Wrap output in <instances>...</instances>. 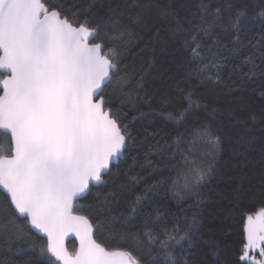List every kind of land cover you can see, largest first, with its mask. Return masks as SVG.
I'll return each instance as SVG.
<instances>
[{
	"label": "snow or ice",
	"instance_id": "1",
	"mask_svg": "<svg viewBox=\"0 0 264 264\" xmlns=\"http://www.w3.org/2000/svg\"><path fill=\"white\" fill-rule=\"evenodd\" d=\"M222 7L201 0L188 26L178 24L173 33L183 41L190 62H199L196 73L210 71L214 56L203 38L216 28L238 31L247 21L240 7L225 20ZM258 15L264 17V11ZM128 35L88 12L74 11L66 0H0V132L7 137L0 142V190L7 197L0 205V245L11 250L17 240L26 241L47 264H188L184 245H193L195 217L191 223H161L160 210H148L156 193L153 185L140 192L121 185L118 193L108 189L104 178L120 176L121 170L112 172L111 166L128 148L127 125L118 122L119 110L113 111L105 94L114 79L128 89L126 78L118 75L120 48L127 50L131 43ZM205 48L211 55L203 54ZM256 59L264 65V50L247 58L253 70ZM141 86L125 94H138ZM185 99L189 107L178 113L181 117L196 104L191 92ZM209 142L218 144V138ZM210 171L197 169L196 183ZM171 183L175 188L177 181ZM97 187L106 191L93 192ZM87 196L93 203L81 205L79 200ZM85 211L96 213L95 224L81 214ZM113 220L138 221L139 231L123 238L145 250L143 257L109 250L97 241L94 230L104 232ZM29 225L39 239L24 233ZM69 234L79 239L73 253L65 247ZM240 251L244 264H264V208L255 217L246 216Z\"/></svg>",
	"mask_w": 264,
	"mask_h": 264
},
{
	"label": "trees",
	"instance_id": "2",
	"mask_svg": "<svg viewBox=\"0 0 264 264\" xmlns=\"http://www.w3.org/2000/svg\"><path fill=\"white\" fill-rule=\"evenodd\" d=\"M230 2L234 4L231 9L227 6ZM200 3L66 0L74 11L88 12L101 24L110 22L130 33L126 36L131 41L128 49L120 48L118 75L126 78L128 89L142 85L132 96L126 95L128 89L118 86L115 79L105 89L106 97L112 100L110 107L119 110L118 122L127 125L128 135L126 152L111 167L112 172L119 168L120 176L104 177L109 180L108 189L119 193L121 185H130L140 192L153 185L156 193L148 210L158 208L163 214L161 223L177 219L191 223L195 217L193 245H184L188 264H244L239 256L246 216L264 208V65L256 59L258 67L253 70L246 62L264 50V17L258 15L264 11V0H212L215 6H223L225 20L240 7L246 10L247 21L238 31L216 28L203 38L214 54L211 70L205 74L194 71L199 62H190L183 41L173 35L178 24L188 26ZM237 35L239 41L235 40ZM203 54L211 55L207 48ZM189 92L196 104L181 117L178 113L189 107L185 99ZM212 138H218V144H211ZM6 141L0 132V142ZM209 168L210 173L197 184L196 170ZM171 180L177 181L175 188ZM105 191L93 188V192ZM6 199L0 190V205ZM79 203L92 204L93 197L81 198ZM118 207H124L123 200ZM82 214L94 224L98 219L94 212ZM18 223L23 225L24 221ZM30 229L29 225L23 231L39 239ZM138 231V221L124 224L113 220L104 232L94 230V234L109 249H124L143 257L145 250L123 238ZM68 246L74 252L76 241L70 240ZM0 264H47V259L26 241L17 240L11 250L0 245Z\"/></svg>",
	"mask_w": 264,
	"mask_h": 264
},
{
	"label": "water",
	"instance_id": "3",
	"mask_svg": "<svg viewBox=\"0 0 264 264\" xmlns=\"http://www.w3.org/2000/svg\"><path fill=\"white\" fill-rule=\"evenodd\" d=\"M2 94V93H1ZM123 155H121L120 157H122ZM119 157V158H120ZM118 158V160H119ZM117 161H114L113 163H116ZM113 165V164H112ZM112 167V166H111ZM82 214V213H81ZM84 215V214H83ZM36 231V230H35ZM95 236V234H94ZM96 238V237H95ZM74 239L76 241V250L79 248V239L75 236V234H69L68 237L65 239V247L68 249L69 253H73L70 249H69V246H68V242L70 240ZM98 241V240H97ZM99 242V241H98ZM109 250H112V249H109ZM124 250V249H123Z\"/></svg>",
	"mask_w": 264,
	"mask_h": 264
},
{
	"label": "rangeland",
	"instance_id": "4",
	"mask_svg": "<svg viewBox=\"0 0 264 264\" xmlns=\"http://www.w3.org/2000/svg\"><path fill=\"white\" fill-rule=\"evenodd\" d=\"M258 211H259V210H258ZM258 211H257V212H258ZM257 212H256V213H257ZM256 213H254V214H252V215L255 217V214H256Z\"/></svg>",
	"mask_w": 264,
	"mask_h": 264
}]
</instances>
